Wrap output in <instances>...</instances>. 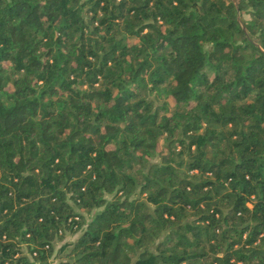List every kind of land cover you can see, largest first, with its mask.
Masks as SVG:
<instances>
[{
  "label": "trees",
  "instance_id": "trees-1",
  "mask_svg": "<svg viewBox=\"0 0 264 264\" xmlns=\"http://www.w3.org/2000/svg\"><path fill=\"white\" fill-rule=\"evenodd\" d=\"M68 231L55 264H264V0H0V264Z\"/></svg>",
  "mask_w": 264,
  "mask_h": 264
},
{
  "label": "rangeland",
  "instance_id": "rangeland-1",
  "mask_svg": "<svg viewBox=\"0 0 264 264\" xmlns=\"http://www.w3.org/2000/svg\"><path fill=\"white\" fill-rule=\"evenodd\" d=\"M246 18H249V14H245ZM174 101L171 99V103H173ZM165 140L164 139H160L159 142V149H162L164 146ZM160 159L159 156H156L154 158V160H158ZM87 214V213H86ZM87 216H89V214H87ZM81 231H78L76 233H70L69 231L65 233V236L63 239H58L55 243V250L52 256L53 262L54 264L57 263V261H59L60 259H62L63 256H65L66 251H68V249L71 247V245H68L63 251H60V248L62 247V245L68 241H73L74 239H76L78 237V235L80 234Z\"/></svg>",
  "mask_w": 264,
  "mask_h": 264
}]
</instances>
